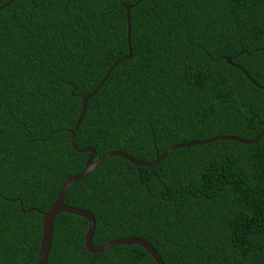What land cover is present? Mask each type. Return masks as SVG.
<instances>
[{"label":"trees","instance_id":"obj_1","mask_svg":"<svg viewBox=\"0 0 264 264\" xmlns=\"http://www.w3.org/2000/svg\"><path fill=\"white\" fill-rule=\"evenodd\" d=\"M136 1L0 10V264H35L42 213L84 168L69 142L81 99L126 56ZM128 17L131 58L87 100L77 149L149 164L174 145L264 130V0H139ZM62 202L92 215L95 247L133 237L163 264H264V133L178 148L153 167L109 157ZM86 225L57 214L46 264H154L136 245L86 252Z\"/></svg>","mask_w":264,"mask_h":264},{"label":"water","instance_id":"obj_2","mask_svg":"<svg viewBox=\"0 0 264 264\" xmlns=\"http://www.w3.org/2000/svg\"><path fill=\"white\" fill-rule=\"evenodd\" d=\"M11 1L12 0L1 5L0 10L3 7L7 6ZM138 2H139V0H137L133 5L124 7L125 21H126V45H127L126 56L122 57L121 59L116 60L111 65V67H109V69L106 71L101 82L94 88L93 92L89 95L82 97V99H81L80 113H79V115H78V117L74 123L73 128L69 131V142H70L71 148L74 151H76L77 153H86L87 154V157H86V160L84 163V168L80 173H78L75 176L68 178L61 185V187L59 188L53 202L47 207L46 211L44 213H42L40 241H39V247H38V252H37L35 264H46L48 250H49L50 241H51L53 220L56 217V215L59 213H66V214L75 215V216L83 218L86 221L87 225H86V231H85V234L83 237V245H84V249L86 250V252H88L90 254H100V253H103V252H105V251H107L113 247H116V246L136 245V246L141 247L145 252H147L149 254V256L152 259V261L154 262V264H163V262L161 261L160 257L155 252V250L145 240H143L141 238H133V237L132 238H119V239L111 240L102 246H98V247L93 246L91 244V238H92V234H93V230H94V219L90 213L83 211V210H79V209L70 207V206H67L62 202V198H63L64 194L66 193V191L68 190V188L73 183H75L76 181L87 177L88 174L91 171H93L102 161H104L105 159H107L109 157H119L123 160H126L127 162H129L131 165H133L135 167H138V166L153 167L162 158H164L166 155H168L171 151L178 149V148H188V147H192L195 145H203V144L212 142L214 140H232V141H236L240 144H251V143H254L264 133V130H262L253 139H250L247 141L241 140L237 137L217 136V137H213V138H210V139H207L204 141H190L187 143L174 145V146L170 147L161 156L157 157L152 163H149V164L136 161L133 158H131L130 156H128L122 152H119V151L107 152V153L103 154L102 156H100L99 158L93 159L94 150L92 148L77 149L75 147L74 142H73V136H74V133L78 127V124H79V122H80V120L84 114L87 100L92 96V94L97 90V88L105 81V79L107 78L110 71L113 69V67L120 60H129L131 58V52H130V47H129V25H128L129 17H128V14H129V10L132 7H134ZM225 61L227 63H230L229 58H226ZM235 67L238 68L240 71H242L243 75L251 82L249 77L245 74V72H243L242 69H240L237 66H235ZM251 83L254 86L258 87L259 89H263V88H260L259 86H257L256 84H254L253 82H251Z\"/></svg>","mask_w":264,"mask_h":264}]
</instances>
